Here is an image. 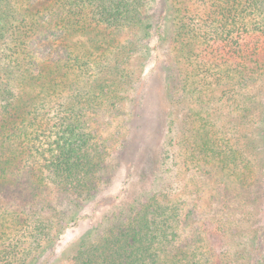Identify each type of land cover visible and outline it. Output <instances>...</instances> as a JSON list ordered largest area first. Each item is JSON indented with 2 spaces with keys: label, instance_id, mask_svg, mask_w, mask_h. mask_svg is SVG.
<instances>
[{
  "label": "trees",
  "instance_id": "16d2710c",
  "mask_svg": "<svg viewBox=\"0 0 264 264\" xmlns=\"http://www.w3.org/2000/svg\"><path fill=\"white\" fill-rule=\"evenodd\" d=\"M161 7L176 51L166 69L171 102L180 112L192 105L184 127L169 129V145L181 133L191 158L218 155L216 166L230 173L242 156L212 136L238 132L225 130L222 114L248 129L264 107V0ZM154 8L155 0H0V264H264L257 236L250 250L226 243L219 263L210 249L184 251L181 208L160 184L101 222L66 262L53 259L108 184L96 124L131 102L150 54ZM235 224L221 227L242 228Z\"/></svg>",
  "mask_w": 264,
  "mask_h": 264
},
{
  "label": "rangeland",
  "instance_id": "374dc122",
  "mask_svg": "<svg viewBox=\"0 0 264 264\" xmlns=\"http://www.w3.org/2000/svg\"><path fill=\"white\" fill-rule=\"evenodd\" d=\"M161 4L162 0H155L150 54L131 102L115 113L101 115L96 124L99 143L108 154L105 173L108 184L96 203L85 208L79 221L62 236L53 258L57 262H66L101 222L139 196L157 190L155 184L163 186L159 190L163 188L166 199L181 208L180 244L184 251L191 254L197 249H210L213 261L219 263L226 243L231 249L241 244L250 250L252 239L257 236L264 253V132L252 133L264 121V107L255 108L256 121L250 119L248 129H239L243 124L241 118L232 117L234 122L230 124L222 114L228 123L225 130L237 128L238 132L233 135L227 131L212 137L217 144H222L221 149L233 148L242 156L238 162L240 167L231 169L230 173L217 167L218 155L212 154L207 159L200 156V162L191 158L181 133L180 139L169 145V129L184 127L181 120L189 114L192 105L187 100L188 109L180 112L171 102L166 69L176 51L171 41V24L160 18ZM204 108L208 115L210 108ZM165 151L170 155L167 165L171 170L166 176L161 167ZM207 161L208 164L204 163ZM226 219L242 228L221 227Z\"/></svg>",
  "mask_w": 264,
  "mask_h": 264
}]
</instances>
